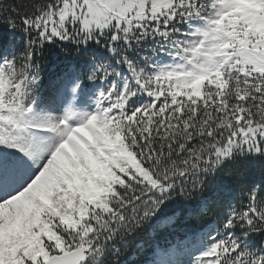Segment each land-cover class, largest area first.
I'll use <instances>...</instances> for the list:
<instances>
[{"label":"snow or ice","instance_id":"1","mask_svg":"<svg viewBox=\"0 0 264 264\" xmlns=\"http://www.w3.org/2000/svg\"><path fill=\"white\" fill-rule=\"evenodd\" d=\"M0 264H264V0H0Z\"/></svg>","mask_w":264,"mask_h":264},{"label":"trees","instance_id":"2","mask_svg":"<svg viewBox=\"0 0 264 264\" xmlns=\"http://www.w3.org/2000/svg\"><path fill=\"white\" fill-rule=\"evenodd\" d=\"M55 63V57H50V56H45V59L42 61V64L44 66V71L45 73L49 72L51 70L52 65ZM43 75V73H42ZM252 176L255 180L259 181L260 179V173H259V169L256 168L253 170L252 172ZM207 218H205V220H201V221H194V223H199L200 225H203L205 223Z\"/></svg>","mask_w":264,"mask_h":264}]
</instances>
